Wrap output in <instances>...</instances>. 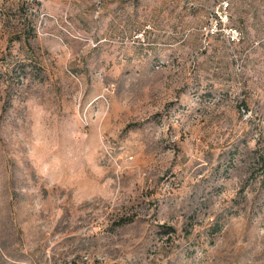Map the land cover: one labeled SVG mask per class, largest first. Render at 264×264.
Returning a JSON list of instances; mask_svg holds the SVG:
<instances>
[{
    "label": "rangeland",
    "instance_id": "obj_1",
    "mask_svg": "<svg viewBox=\"0 0 264 264\" xmlns=\"http://www.w3.org/2000/svg\"><path fill=\"white\" fill-rule=\"evenodd\" d=\"M0 264H264V0H0Z\"/></svg>",
    "mask_w": 264,
    "mask_h": 264
},
{
    "label": "built area",
    "instance_id": "obj_2",
    "mask_svg": "<svg viewBox=\"0 0 264 264\" xmlns=\"http://www.w3.org/2000/svg\"><path fill=\"white\" fill-rule=\"evenodd\" d=\"M222 4L224 6V9L228 8V6H229L228 2H225V1Z\"/></svg>",
    "mask_w": 264,
    "mask_h": 264
}]
</instances>
